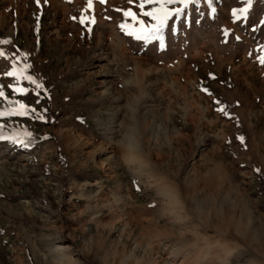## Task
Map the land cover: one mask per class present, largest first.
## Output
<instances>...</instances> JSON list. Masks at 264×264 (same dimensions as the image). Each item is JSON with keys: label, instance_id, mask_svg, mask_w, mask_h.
Instances as JSON below:
<instances>
[{"label": "rangeland", "instance_id": "obj_1", "mask_svg": "<svg viewBox=\"0 0 264 264\" xmlns=\"http://www.w3.org/2000/svg\"><path fill=\"white\" fill-rule=\"evenodd\" d=\"M0 53V264H264V0H0Z\"/></svg>", "mask_w": 264, "mask_h": 264}, {"label": "snow or ice", "instance_id": "obj_2", "mask_svg": "<svg viewBox=\"0 0 264 264\" xmlns=\"http://www.w3.org/2000/svg\"><path fill=\"white\" fill-rule=\"evenodd\" d=\"M37 2H39V0H37ZM101 2H104V0H101ZM173 0H161V4L163 5V3H172ZM88 3H89V7H91V0H88ZM141 8L144 7V4L141 3L140 5ZM158 11H161L163 12V15H156L155 12H146L145 15L147 16H151L153 17V19L157 20V23L155 25L152 26V29H151V32H150V35L153 37V38H159L158 34L160 33L161 29L163 28L164 26V23L166 22L168 16L170 15V13H167L166 11L163 10V7L158 10ZM177 11H179V9H177ZM242 12L246 11V9H242L241 10ZM125 15H129V13H125ZM83 23V20L81 21ZM121 27H125V25H121ZM147 35L146 34L145 36H137L138 39H141V38H147ZM0 55H2V53H0ZM8 75H14L13 72H9L7 73ZM28 79H31V77H28ZM0 95H3L2 92H0ZM23 107V106H22ZM221 111H223V109H221ZM4 113H0V115H3ZM243 139V138H241ZM259 171V170H257Z\"/></svg>", "mask_w": 264, "mask_h": 264}, {"label": "bare ground", "instance_id": "obj_3", "mask_svg": "<svg viewBox=\"0 0 264 264\" xmlns=\"http://www.w3.org/2000/svg\"><path fill=\"white\" fill-rule=\"evenodd\" d=\"M124 218V217H123ZM118 223H116V224H118V225H116V226H113L114 228H116L117 230H120V231H123V229L125 228L126 229V227H128V225H129V222H128V224H127V219H119L118 221H117ZM126 226V227H125ZM124 229V230H125ZM164 258V257H163ZM165 259V258H164ZM163 260V259H162ZM161 260V261H162ZM166 260V259H165ZM164 262V261H163ZM166 262V261H165Z\"/></svg>", "mask_w": 264, "mask_h": 264}, {"label": "trees", "instance_id": "obj_4", "mask_svg": "<svg viewBox=\"0 0 264 264\" xmlns=\"http://www.w3.org/2000/svg\"><path fill=\"white\" fill-rule=\"evenodd\" d=\"M31 139L30 138H26V140L24 142H22L23 145H27L30 144Z\"/></svg>", "mask_w": 264, "mask_h": 264}]
</instances>
